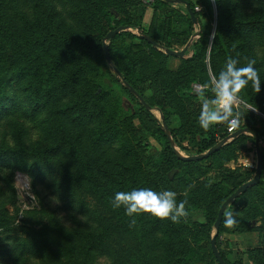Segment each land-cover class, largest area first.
Masks as SVG:
<instances>
[{"label":"trees","instance_id":"trees-1","mask_svg":"<svg viewBox=\"0 0 264 264\" xmlns=\"http://www.w3.org/2000/svg\"><path fill=\"white\" fill-rule=\"evenodd\" d=\"M72 1L84 14L91 28L93 27L92 37H81L65 27L33 18L27 10L26 0H0V46L4 43L9 50L4 57L0 54V108L4 106L3 83L7 81V77L3 76V70H1L2 58L10 62L15 77L26 79L23 88L29 104L35 108H50L43 120L45 126L43 141L36 144L18 141L6 147L7 149L2 151L0 156L6 154L8 157L14 156L16 161L22 164L23 169L34 175L42 174L50 168L51 164H55L58 170L55 183L70 191L73 201L87 210L96 209V204H93L88 197L89 194L101 200L112 189L111 185L91 169L81 148L82 131L72 126L74 123L96 121L97 123L93 124L92 128V138L97 142L104 143L116 135L112 130L115 122L108 123L104 119V113L108 111L107 92L98 81L87 79L88 73L94 72L99 59L108 63L116 79H119L115 71L117 68L120 71V77L126 79L150 106L154 102L159 105L173 106L179 116L180 131L193 136L197 128L192 121L193 114L188 101L191 98L204 99L212 83L207 62L204 59L211 33L206 32L204 22L208 17L213 18L215 6L216 24L211 38V50H219L223 47L226 51L233 53L243 50L248 52L247 62L255 61L254 67L261 79V91L256 93L253 88L247 87L244 88L243 93H238V95L256 101L262 104L261 106L264 105V0H196L194 3L191 0H148L155 10L160 11L158 21L152 23L151 30H146L142 21L145 5L142 0L138 1L139 11L129 15L119 13L114 0ZM185 1L189 2L193 8L199 20L200 29L192 36L178 65L175 68H167L155 57L160 58L162 55H167L163 47H172L174 42L184 39L186 43L195 31L192 26L194 21L186 9ZM172 4L182 8L185 14L177 13L174 16L175 9ZM196 4L200 6V9L195 8ZM96 12L106 16L101 26L97 25ZM180 16H183V23L178 18ZM113 19L116 20V24L113 23ZM120 24L137 28L140 33L124 30L114 33L110 37L111 42L108 43L111 58L108 61L104 53L103 38L109 29ZM144 32L155 39L157 44L153 45L143 37L141 33ZM124 33L134 37L137 41L126 45L123 39H117L120 34ZM164 34L168 38H162ZM146 47L150 52L145 49ZM247 62L243 65L238 63V67L246 66ZM145 69L148 73H144ZM211 69L218 78L219 73L214 59L213 61L211 59ZM147 74L158 78L161 87L157 91V97L153 92L150 95L144 93L145 89H149L145 81ZM194 83L199 84L200 87L192 88ZM120 84L135 101L145 107L139 97L127 89L121 79ZM145 108L151 113L148 107ZM233 108L236 112L234 102ZM151 115L161 124L155 127L156 138L161 146L145 165L150 178L155 171L167 169L173 163L194 164L211 158L214 166L219 167L234 157L237 145L246 136L251 137L254 142L251 133H239L208 156L196 160H185L176 155L163 129L164 124L168 126L169 119L167 117L157 119L153 114ZM225 125L224 123L216 124L211 126L210 130L200 128L199 130L204 131L203 133L210 131L215 137L204 148L200 147L196 153L207 150L221 137L227 135ZM244 125H248L245 109L236 128ZM253 128L260 135L258 129ZM122 148L125 153L129 151L126 143H122ZM261 148L263 151L262 174L264 147L261 146ZM254 172L255 167L250 165L229 168L225 175L231 184L226 189H222L219 182L202 184V181H197L192 185L185 184L186 187H190L180 201L187 200L188 215L201 212L208 223L214 226V220L222 201L240 183L250 179ZM145 179V174L139 176L136 185L143 184ZM255 184H260L264 192V181L261 175ZM252 185L241 191L226 206L227 208L230 203L237 206L236 224L232 227L234 230L254 228L253 219L263 213L261 207L253 200H244ZM221 190H224V193H221ZM91 203L93 206L89 207ZM224 212L219 229L215 233V241L226 263L233 264L219 244L218 236L225 228ZM6 223L7 213L0 208V226ZM118 231L119 222L111 219L104 220L98 228L62 229L55 235L57 253L72 264H93L95 251L108 246L109 238ZM157 241L168 250L169 264H201L199 255L189 248H179L176 253L173 252L172 246L175 242L173 236L160 237ZM134 250L135 257L129 259L130 261L124 254L115 252L114 264H141V246L136 244ZM249 257L252 259V264H264V232L262 244L254 246L250 250ZM210 258L212 262L219 264L211 250V245Z\"/></svg>","mask_w":264,"mask_h":264},{"label":"rangeland","instance_id":"rangeland-1","mask_svg":"<svg viewBox=\"0 0 264 264\" xmlns=\"http://www.w3.org/2000/svg\"><path fill=\"white\" fill-rule=\"evenodd\" d=\"M117 10L123 15L139 11V0H114ZM144 10L142 21L146 30H151L154 21H158L159 12L147 0H142ZM193 3L196 0H191ZM27 10L33 18L42 20L52 25L65 27L81 37H92L93 30L84 14L72 0H26ZM174 7V16L177 13L185 14V11ZM196 9H200L198 4ZM251 8V7H250ZM216 7L213 9V18H207L204 28L211 33L207 43L205 61L209 68L212 83L208 87V93L204 99L191 98L190 105L192 121L196 124L195 134H184L180 131V120L173 106L152 103L148 108L151 113L132 96L120 84V79L112 72L111 66L103 59H99L93 73H88L89 81H98L108 98V111L104 113V119L113 123L112 130L116 135L109 141L97 142L92 138L93 124L97 122L84 121L74 123L72 126L81 129V148L87 157L93 171L104 179L112 189L101 200L88 195L96 209L91 211L73 201L70 191L55 182L58 170L55 164L39 175L28 173L22 164L8 154L0 156V208L7 213V223L0 226V264H72L57 253L55 235L62 229L72 227L98 228L106 219L119 222V231L109 238L108 246L96 250L93 264H114V253L124 254L126 259L135 257V246H141V264H169L168 250L157 241L158 238L174 237L172 251L176 253L179 248H189L200 257L201 264H215L210 258L209 238L214 234L215 228L208 223L206 217L198 212L182 218L179 224L170 219H160L150 213H141L135 216L136 224L130 227L131 217L125 215L123 207L114 209L111 200L117 191H131L134 188H151L154 191L171 190L176 193L177 202L187 193L190 186L197 181L202 184L219 182L222 189L230 184L225 175L229 168L242 167L244 165H256L257 156L255 144L251 137L246 136L237 145L235 155L227 160L224 165L214 166L213 160L208 158L194 164L173 163L169 168L155 171L152 178L145 168L160 148L161 144L156 138L157 119L167 117L168 131L175 146L184 154H194L201 147L214 140V135L208 131L199 130L198 116L201 110L207 106L209 109L218 107L214 103L217 99L215 81L218 79L211 69V59L218 73L224 69L226 60L234 58L240 64H245L248 59L246 50L238 53L226 51L223 47L219 50H211V38L216 24ZM161 15V14H160ZM185 17V16H184ZM97 25L105 22L104 14H95ZM183 23V16L178 17ZM116 24V20L113 19ZM194 30L199 28L198 22H192ZM140 33L137 28L127 26L122 31ZM162 38H168L163 35ZM117 39L129 42L137 41L129 34H120ZM107 43L111 42L106 38ZM184 39L172 43V47H183ZM147 51L149 49L145 48ZM115 51V49H114ZM212 51V56H211ZM9 52L7 46L2 43L0 54L2 57ZM150 52V51H149ZM167 68H175L180 62V56L174 54L162 55L156 58ZM146 60V58H145ZM237 63V67H238ZM1 70L7 81L3 83L5 98L3 108H0V153L8 146L24 141L26 144H36L44 139V118L50 108H35L30 105L23 88L26 79L15 77L10 62L4 58L1 60ZM144 73H148L145 69ZM115 75V76H114ZM149 89L144 93L152 92L157 97V91L161 87L155 76L145 77ZM199 84L194 83L192 88L197 89ZM252 88L251 83L247 86ZM245 87V88H247ZM248 88V89H249ZM245 89H242L243 93ZM240 92V93H241ZM243 105L247 114V123L260 132V144L264 147V108L262 104L243 98L237 94V98ZM251 106L252 109H248ZM98 121V120H97ZM212 129L210 127L208 130ZM21 131V133H20ZM122 143H126L129 151L124 152ZM7 147V148H6ZM205 151V150H204ZM126 155V156H125ZM144 169V170H143ZM143 170V171H142ZM142 171V172H141ZM146 175L143 184L137 186L139 176ZM264 181V171L261 174ZM224 193V190H221ZM253 200L263 213L253 219L254 228L234 230L225 227L219 234L220 248L233 264H252L249 257L250 250L262 244L264 232V192L260 184H253L250 192L244 200ZM93 204H89L92 207ZM237 215V206L233 203L225 209ZM259 226V227H258ZM194 256V254H193Z\"/></svg>","mask_w":264,"mask_h":264},{"label":"clouds","instance_id":"clouds-1","mask_svg":"<svg viewBox=\"0 0 264 264\" xmlns=\"http://www.w3.org/2000/svg\"><path fill=\"white\" fill-rule=\"evenodd\" d=\"M238 61L234 58L226 60L225 67L220 71L218 79L215 81V92L217 95L215 109L205 106L199 116L198 124L208 130L216 124H227L230 127L238 126L240 116L234 112L233 101L237 94L247 87L249 83L253 90L261 91V79L258 71L254 67L255 61L249 60L246 66L237 67ZM220 101H223L221 104ZM248 109H252L248 106ZM112 207L125 210V215L131 217L130 227L136 224L135 216L141 213H150L160 219H170L173 223L179 224L181 219H186L187 200L179 203L176 200V193L171 190L154 191L151 188H134L131 191H117L111 200ZM223 222L225 227H234L236 219L232 211L225 210Z\"/></svg>","mask_w":264,"mask_h":264},{"label":"water","instance_id":"water-1","mask_svg":"<svg viewBox=\"0 0 264 264\" xmlns=\"http://www.w3.org/2000/svg\"><path fill=\"white\" fill-rule=\"evenodd\" d=\"M173 1H184V0H173ZM185 6L186 9L188 11V13L190 14V16L192 17L194 22H198L199 20L197 18V16L194 13L193 8L191 7V5L189 4V2L185 1ZM126 25L120 24L117 25L116 27H113L111 29H109L104 38H103V43H104V53L106 56V59L108 61L111 60L110 58V54H109V47H108V43L106 41V38H110L114 33L126 28ZM200 29V25L199 28L196 29L194 31V33L192 35H190L189 39L186 41V43L183 45V47L179 48V49H175L172 47H163L164 51L166 53L169 54H174L177 56H182L184 54V51L186 49V47L188 46V44L191 41V38L194 34H197L198 31ZM141 35L143 37H145L148 41H150L153 45L157 44V41L155 39H153L149 34L147 33H141ZM117 77L119 79L122 80V82L125 84V86L127 87V89L131 92H134L138 97L139 100L145 105V107L150 108V104L145 100V98L126 80L120 77V71L115 68ZM237 112L238 115L240 117H243L244 115V107L242 104H238L237 105ZM161 118L163 119V117L161 116ZM163 129L166 133V135L169 138V141L171 142L172 146H173V150L176 153V155L182 159L185 160H196V159H201L205 156H208L211 152H213L214 150H216L220 145H222L224 142H226L227 140H229L230 138L234 137L235 135L239 134V133H243V132H249L253 135L254 138V144H255V152H256V156H257V161H256V165H255V172L253 174V176L248 179L243 181L242 183H240L233 191H231L226 197L225 199L222 201V203L220 204L218 211H217V215L215 217L214 220V228H215V232L214 234L210 237V245H211V250L214 253L217 261L219 264H227L225 259L222 257L217 245H216V241H215V233L218 231L219 226H220V222L222 219V215L223 212L227 206V204L233 199L235 198L241 191H243L244 189H246L248 186L255 184L258 182L260 175H261V170H262V165H263V151L260 145V135L259 133L256 131V129H254L251 126L248 125H244V126H240L238 128H236L234 131L228 133L227 135L221 137L216 143H214L212 146H210L207 150L203 151V152H199V153H194V154H184L182 153L174 144L173 139L171 137V135L169 134L167 125H163Z\"/></svg>","mask_w":264,"mask_h":264},{"label":"built area","instance_id":"built-area-1","mask_svg":"<svg viewBox=\"0 0 264 264\" xmlns=\"http://www.w3.org/2000/svg\"><path fill=\"white\" fill-rule=\"evenodd\" d=\"M199 86H200V85H199ZM198 88H199V87H198ZM198 88H197V89H198ZM233 102H234V105H235L236 108H237V105H238V104H241L240 100H238V99L234 100ZM220 103L222 104L223 101H220ZM236 113H238V112L236 111ZM225 126H226V130L228 131V133H230V132H232V131H234V130L236 129V126L230 127V126H228L227 124H226Z\"/></svg>","mask_w":264,"mask_h":264}]
</instances>
